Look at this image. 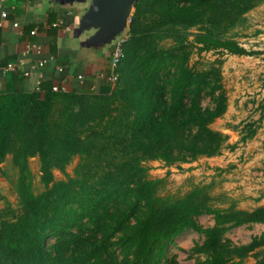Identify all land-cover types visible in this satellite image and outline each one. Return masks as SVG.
Masks as SVG:
<instances>
[{
    "label": "trees",
    "instance_id": "obj_1",
    "mask_svg": "<svg viewBox=\"0 0 264 264\" xmlns=\"http://www.w3.org/2000/svg\"><path fill=\"white\" fill-rule=\"evenodd\" d=\"M263 1L136 0L116 81L101 79L108 93L0 94V164L10 157L14 175L6 179L19 208H0V264H162L167 245L188 229L204 236L192 250L204 256L197 264H242L248 256L264 264V235L236 247L221 242L230 228L264 225V206L215 208L207 186L161 197L164 180L149 178L145 165L179 167L219 154L227 137L210 125L226 110L221 60L199 69L189 60L257 54L230 33ZM203 96L211 107L200 106ZM257 109L261 122L264 99ZM251 127H243L242 142ZM34 157L39 192L28 166ZM202 214L211 227L195 223Z\"/></svg>",
    "mask_w": 264,
    "mask_h": 264
},
{
    "label": "crops",
    "instance_id": "obj_2",
    "mask_svg": "<svg viewBox=\"0 0 264 264\" xmlns=\"http://www.w3.org/2000/svg\"><path fill=\"white\" fill-rule=\"evenodd\" d=\"M107 1L0 0V13H3V17L0 15V94L26 93L33 90L42 92L43 88L54 86L64 92L108 93L110 87L101 85V79L97 75L107 72L112 45L118 37L126 36L133 9H129L126 22H122L125 25L121 26L119 32L111 33L106 26L107 22H113L115 15L121 14L108 11ZM260 6L262 11L259 15L262 16L261 23L264 24V3ZM254 9L256 11L257 7ZM14 24L16 25L13 26ZM258 40H264V31L257 36L256 41ZM255 52L264 57V50L257 49ZM8 64L14 69H5ZM262 67L264 61L261 63ZM23 72H28V75L23 76ZM249 107L243 100H226V110L216 120L224 116L231 123L241 121L245 112L248 114ZM219 128L221 132L217 131L220 133L230 132L226 127ZM222 134L228 139V134ZM230 135L234 136V133L230 132ZM233 143L236 152L252 155L251 161L245 167H263L262 129H258L251 138L245 140L244 146H241V142ZM219 158L224 161L221 163H228L226 158ZM7 169L14 175L9 156L0 164V196L3 198L0 200V208L8 203L6 195L11 192L6 179V176L10 177ZM247 172L244 173L245 176ZM253 174L256 173L250 172L247 177L254 178Z\"/></svg>",
    "mask_w": 264,
    "mask_h": 264
},
{
    "label": "rangeland",
    "instance_id": "obj_3",
    "mask_svg": "<svg viewBox=\"0 0 264 264\" xmlns=\"http://www.w3.org/2000/svg\"><path fill=\"white\" fill-rule=\"evenodd\" d=\"M262 3L264 1L256 6V11L254 9L256 7L248 11L244 15L243 23L236 26L230 33L235 37L238 44L246 50H264V40L256 41L257 36L264 31V24L261 23L263 18L259 15L262 11L260 6ZM248 57L235 55L219 56L211 52L201 53L200 55L193 53L191 55L189 65L198 69L206 67L208 63L216 59L221 60L220 83L226 100H243L244 103L250 105L249 112L248 114L245 112V117L241 121L231 123L230 120L223 116L210 125L211 129L220 132L219 127H226L236 136H231L228 131L222 132L228 134V139H226L224 146L216 156L209 158L200 157L193 162L179 164V167L175 165L165 167L160 161L146 162L148 177L164 180L163 186L158 192L161 197H179L193 186H207L208 195L212 199L211 204L215 208L223 209L233 204L235 209L249 211L256 207L264 206V164L263 167H245L251 161L252 155L236 152L234 150L236 146L233 145V142L236 141L238 143L241 142V146H244L245 141H241V136L244 135L243 127L245 124L251 125V128H256V131L262 129V133H264V120L261 122L256 120L260 114V110L257 109L258 105L264 99V67L261 68L264 57H260L258 54L257 56L251 55L250 58ZM200 100L202 108L211 107V102L209 101L211 99L208 96H203ZM231 146L233 147L232 149H230ZM228 156H231V158L229 159ZM219 157L226 158L228 163L226 165L221 163L222 160ZM76 163L77 158H74L66 167L65 172L71 175ZM229 164L232 165L229 166ZM28 166L32 174L33 191L39 192L41 191V186L38 181L39 163L37 158H30ZM7 172L10 177H13L8 169ZM245 172H247L246 176ZM250 172L256 173L253 174L254 178L247 177ZM242 174L243 178H241ZM54 178L62 179V176L58 172H54ZM251 181L253 184H250ZM6 196L7 204L13 212L18 213L19 208L12 191ZM194 221L202 228L211 227L213 224L212 217L206 214L195 217ZM261 234L264 235V225L245 224L225 231L221 237V242L227 246L236 247L247 244L252 237ZM203 241L204 236L202 234L196 233L191 229L185 230L167 245L162 264H197L204 259V256L196 254L192 250L195 246L201 245ZM51 242L52 238L48 237L46 243L50 244ZM258 250L264 252V247ZM242 264H254V259L248 256L243 260Z\"/></svg>",
    "mask_w": 264,
    "mask_h": 264
},
{
    "label": "built area",
    "instance_id": "obj_4",
    "mask_svg": "<svg viewBox=\"0 0 264 264\" xmlns=\"http://www.w3.org/2000/svg\"><path fill=\"white\" fill-rule=\"evenodd\" d=\"M1 17H3V13H0ZM16 24H14L13 26H15ZM30 34H33V32H31ZM125 38L126 36H121V37H118L113 45H112V48H111V52H110V55H109V65H108V68H107V73H99L97 76L99 79H105L107 82H109L110 84H113L115 81H116V74H115V69H116V66L119 62V59L121 58L122 56V44L123 42L125 41ZM42 62V60H41ZM20 64V62H19ZM5 69L7 70H12L14 69V67L10 64H8L7 66H5ZM58 71H60V69L58 68ZM23 76H27L28 75V72H23L22 73ZM51 90L53 92H56V91H63L62 89H60L59 87H52Z\"/></svg>",
    "mask_w": 264,
    "mask_h": 264
},
{
    "label": "water",
    "instance_id": "obj_5",
    "mask_svg": "<svg viewBox=\"0 0 264 264\" xmlns=\"http://www.w3.org/2000/svg\"><path fill=\"white\" fill-rule=\"evenodd\" d=\"M136 0H108L106 3V9L108 11H112L114 14H121L119 16L115 15L116 19L113 22H107L108 31H112L111 33H117L121 26L125 25L122 22H126L127 13L130 8H132L133 3ZM111 19V16H109ZM110 21V20H108ZM117 37V36H115ZM111 39V38H110ZM112 40V39H111Z\"/></svg>",
    "mask_w": 264,
    "mask_h": 264
}]
</instances>
